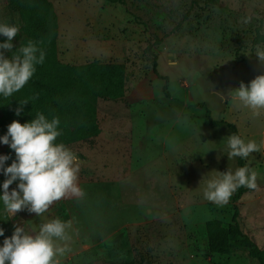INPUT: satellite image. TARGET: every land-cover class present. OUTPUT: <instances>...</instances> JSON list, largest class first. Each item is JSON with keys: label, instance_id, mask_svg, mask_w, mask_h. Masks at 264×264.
Listing matches in <instances>:
<instances>
[{"label": "rangeland", "instance_id": "374dc122", "mask_svg": "<svg viewBox=\"0 0 264 264\" xmlns=\"http://www.w3.org/2000/svg\"><path fill=\"white\" fill-rule=\"evenodd\" d=\"M48 2L58 17L56 48L60 65L110 63L123 65L125 71L123 99L96 102L100 134L66 145L80 162L83 154L87 156L86 164L94 167L99 179L85 189L88 192V187H93L97 197L89 201L96 213L86 215L85 220L91 225L88 237L103 233L101 227L106 219L108 230L109 216L104 218L106 211L102 206L112 201L110 195L114 192L129 188L135 195L134 189L141 190L143 183L148 185L154 180L155 193L170 205L174 202L167 195L164 160L173 165H191L189 190L182 192L176 188L179 203L186 200L192 203L189 211L193 216L204 214L208 220L218 219L225 225L230 222L229 201L220 206L203 198L202 177L212 170L237 168L239 158L228 160L220 154L221 141L232 133L224 125L211 126L205 116L208 113L213 121L233 124L245 141L254 140L258 145V151L244 159L257 173V187L247 188L248 193L238 201L241 213L238 223L242 232L264 249V109L256 115L235 98L227 97L240 82L247 85L264 74V65L253 54L257 45L264 47V0ZM246 16L251 17L247 24L242 22ZM0 22L19 27L13 38L14 48L19 47L21 23L8 0H0ZM148 46L151 52H147ZM154 63L158 75L167 78L168 96L164 94L166 82L153 72ZM110 135L115 139L107 144ZM128 146L133 149L126 152ZM3 151L4 145H0V154ZM123 158L131 160V173L126 170L125 176H120L118 163ZM151 161H155V170L147 169ZM146 163L148 166L140 169ZM126 192L125 189L123 198L131 195ZM3 210L0 205V222ZM65 213L59 208L56 216L62 220ZM181 219L169 224L171 219L165 220L155 237L151 228L149 232H133L129 245H121L122 239L117 234L112 242L103 243L83 258L71 255L80 248L73 238L71 251L63 258L70 260L63 264H257L241 248L233 249L227 256L209 255L203 238H197L193 248L187 251V239H182V231L174 232L176 224H184ZM76 227L83 238V224L77 223ZM92 242L89 239L84 244Z\"/></svg>", "mask_w": 264, "mask_h": 264}, {"label": "clouds", "instance_id": "9594fccd", "mask_svg": "<svg viewBox=\"0 0 264 264\" xmlns=\"http://www.w3.org/2000/svg\"><path fill=\"white\" fill-rule=\"evenodd\" d=\"M250 19L243 17L242 22L247 24ZM18 32L17 25L0 22V38H3L0 39V98L12 97L20 91L33 77L36 66L45 60V51L31 40L14 48L13 38ZM6 52L11 55H5ZM253 54L264 65V47L257 45ZM218 94L225 100L224 95ZM227 97L235 98L259 115L264 109V74L247 85L240 82ZM26 103H18L16 116L21 115ZM59 125V117L48 119L37 112L33 119L23 124L13 120L7 125L5 134L0 135V145H7L14 153V158L11 154H0V175L4 177L0 181V205L11 218L26 210L35 213L41 221L32 223L27 229L24 225H14L11 236H5V230L0 227V237H4L0 242V264H62L71 251L72 221L42 215L54 201L68 193L83 195L77 185L79 158L64 143L57 142L61 135ZM199 134L201 136L200 129ZM221 142L220 154L226 155L228 160L246 159L258 151L254 140L245 141L235 133ZM9 160L11 163L6 164ZM256 179L257 173L247 163L235 169L228 167L226 171L212 170L201 179L204 181L203 198L222 206L238 188L255 189ZM14 182L16 186L10 189Z\"/></svg>", "mask_w": 264, "mask_h": 264}, {"label": "trees", "instance_id": "16d2710c", "mask_svg": "<svg viewBox=\"0 0 264 264\" xmlns=\"http://www.w3.org/2000/svg\"><path fill=\"white\" fill-rule=\"evenodd\" d=\"M110 3L122 0H106ZM212 1V0H208ZM21 23L18 37L19 46L29 40L38 44L45 51L43 64L36 66V72L26 85L12 97L0 98V135L5 134L7 125L13 120L20 123L30 121L37 112H42L48 119L57 116L60 119L61 135L57 142L65 146L69 143L96 138L100 134L97 121V100L118 101L125 95V71L123 65L92 62L85 65H60L57 57L56 38L58 36V17L48 0H8ZM147 52H151L147 47ZM11 55V53H10ZM164 80V94L168 96L167 78ZM27 101L20 116H16L18 103ZM206 118L211 126L224 125L231 133H237L233 124L225 121H213L208 113ZM3 154L14 153L4 145ZM11 160L6 164H10ZM238 167L244 166V159L238 158ZM4 177L0 175V181ZM248 191L246 187L238 188L230 197L232 215L225 225L221 220L210 219L205 223L206 250L212 256H227L233 249L241 248L247 255L264 264V249H260L254 240L244 234L238 223L240 213L238 201ZM11 236L10 231L4 232ZM4 237H0L2 242Z\"/></svg>", "mask_w": 264, "mask_h": 264}, {"label": "crops", "instance_id": "0c3cea01", "mask_svg": "<svg viewBox=\"0 0 264 264\" xmlns=\"http://www.w3.org/2000/svg\"><path fill=\"white\" fill-rule=\"evenodd\" d=\"M129 138L132 141V137ZM114 139L115 138L113 135L107 136V144L108 142H112ZM137 141L138 144H141L139 137ZM141 141L143 140L141 139ZM130 144L131 143L129 142V145ZM132 149V146H128L126 148V152ZM129 156L131 158L132 155ZM85 158L87 159V156L83 154V159H81L82 162L79 161L80 163L77 179V185L82 190L83 195L78 196L72 193H68L60 200L54 201L46 210V212L42 214L44 217L53 218L57 217L56 215L59 212V208L60 210H64L66 212L62 220L72 221V228L74 230L73 238H75V240L80 245L79 250L71 253V255H79L80 257H84V255H87L85 253H88L89 251L95 249L103 243L108 241L112 242V239L117 234H119L120 239H122V241L120 242L121 245H129V243H131V235L133 234V232L136 234L140 233V231L149 232L151 228L150 231L153 233V237H155L158 233L157 231H161V227H163L164 223H166L165 220L171 219L169 222H167V224L171 222L175 223V221H177L176 218L180 217L182 218L181 220L182 222H184V224H176L177 229L174 230V232H177L179 229L180 231H182V239H187L185 249L187 251H190V249L193 248L197 238H203L206 245L205 223L206 221H208V216L204 217V214L199 217L193 216L189 211V209L192 207V203L188 202L187 200L183 203H179V200L176 197L177 189L178 191L182 192H184L185 190H189V181L191 176V172H189V169L191 165H173L166 162V160H164V170L168 175V178L166 179L167 195H171L174 199V202L172 200L171 205L166 201V199H161V197L155 193V187L153 184L154 180L153 182L152 180H150V183H148V185L143 183V185L140 186L142 188L141 190L140 188L134 189L133 191L136 192L135 195L129 188H124L119 193L114 192L113 195H110L111 193H107V195H110L112 201L109 203L110 207L109 204H106L102 206V208H104V211H106V217L104 218H107V214L109 216L110 226L107 230L106 219L105 226L101 227L103 233L92 236V238L88 237L91 225L89 226V221L85 219L87 214L92 212L96 213V211H94L95 206L91 203L93 202V197L96 196L93 192V187H88V192L85 189L87 188V186H90L88 184H90L91 182L93 183L94 180L98 181L99 179L97 178L96 173L93 171L94 167L86 164ZM154 162L155 161H151V164L149 166L148 163H146V166H141L140 169H145L148 166L147 169L155 170L156 168ZM118 165H120V176H125L124 174L126 173V170L128 172H130L131 170V160L128 161L127 159L123 158L120 160ZM186 177H188L189 180ZM122 178L123 180H127V177ZM15 186L16 182H14L13 185L10 186V189L14 188ZM125 189L127 190V192H130L131 195L127 197L126 194L125 198H123V192L125 191ZM247 193L248 192H246L245 194ZM85 196L87 197V199L85 198ZM209 205L213 206V204ZM100 211H102V209ZM97 216L101 218L100 215L97 214ZM2 217L3 220L0 222V227L8 230H13L12 226L14 225H24L27 229L32 223L38 224L41 222L40 218L37 217L35 213H29L26 210L17 212L12 218L10 213L4 212L3 210ZM77 223L83 224V231L81 233H84V237L86 235L87 238L81 237V234L76 227ZM96 224L98 223H95V225ZM93 230L95 231L96 229L93 228ZM166 232L171 234L167 230ZM183 235H185V237H183ZM138 238L139 236H137L136 239ZM89 239H91V241L93 242L91 244H84V241ZM181 243H183V241ZM167 250L166 253H168ZM69 260L70 259H63L62 264ZM76 264L80 263L77 262Z\"/></svg>", "mask_w": 264, "mask_h": 264}]
</instances>
